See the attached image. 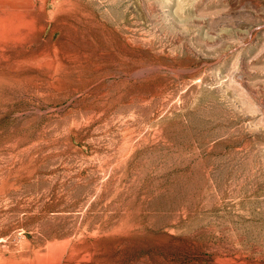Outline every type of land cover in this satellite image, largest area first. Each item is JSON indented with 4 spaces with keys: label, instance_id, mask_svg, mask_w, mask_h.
I'll return each mask as SVG.
<instances>
[{
    "label": "rangeland",
    "instance_id": "1",
    "mask_svg": "<svg viewBox=\"0 0 264 264\" xmlns=\"http://www.w3.org/2000/svg\"><path fill=\"white\" fill-rule=\"evenodd\" d=\"M17 10L0 264H264V0H0V21Z\"/></svg>",
    "mask_w": 264,
    "mask_h": 264
},
{
    "label": "bare ground",
    "instance_id": "2",
    "mask_svg": "<svg viewBox=\"0 0 264 264\" xmlns=\"http://www.w3.org/2000/svg\"><path fill=\"white\" fill-rule=\"evenodd\" d=\"M29 27L30 13L24 10H17L9 17L0 21V43H14L29 30Z\"/></svg>",
    "mask_w": 264,
    "mask_h": 264
}]
</instances>
